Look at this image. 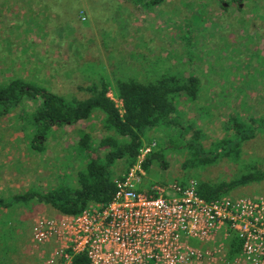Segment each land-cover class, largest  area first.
<instances>
[{"label":"rangeland","instance_id":"374dc122","mask_svg":"<svg viewBox=\"0 0 264 264\" xmlns=\"http://www.w3.org/2000/svg\"><path fill=\"white\" fill-rule=\"evenodd\" d=\"M191 74L200 80L198 97L191 102L180 95L178 127L146 134L144 146L154 143L152 151L159 150L163 159L151 161L140 190L182 179L219 182L249 170L264 172L261 132L243 144L239 164L222 159L182 168L194 132L208 150L230 135V116L264 118V0H166L151 8L135 0H0V85L20 78L82 100L89 96L83 89L103 79L120 105L112 90L118 81L151 83L163 75ZM37 107L23 102L0 118V198L75 186L86 161L73 149L80 130L91 136L93 149L111 134L97 112L74 126L55 128L43 142L45 152L37 153L26 122ZM125 169V161L117 162L114 176ZM228 197L264 198V181ZM40 214L55 210L38 200L0 209V264H43L30 243L33 219Z\"/></svg>","mask_w":264,"mask_h":264},{"label":"trees","instance_id":"16d2710c","mask_svg":"<svg viewBox=\"0 0 264 264\" xmlns=\"http://www.w3.org/2000/svg\"><path fill=\"white\" fill-rule=\"evenodd\" d=\"M144 7H155L166 0H135ZM234 1V0H233ZM230 2H227L229 6ZM225 9L224 5H221ZM200 80L194 75L187 78L176 75H163L155 82L118 81L113 95L122 103L120 108L108 94L111 90L108 81L100 79L99 85L87 86L83 91L89 96L79 100L66 99L45 87L16 78L0 85V118L16 109L23 102L31 101L38 107L27 114V125L31 137L30 147L37 153L45 152L43 144L54 131L62 126H74L89 120L94 113L103 114L102 128L111 132L102 138L98 147L93 149L92 138L80 130V136L73 149L85 159L84 167L76 173V185L62 184L39 192L29 190L10 198H0V209H11L16 204H26L32 200L49 205L55 213L77 215L92 203H109L116 191V182L121 180L128 168L132 166L144 146L148 131L158 127H178V98L184 95L191 102L196 101ZM226 130L230 135L211 144L204 150L198 132H194L187 140L190 157L182 164V168L207 167L226 159L234 164L241 162L242 146L253 140L257 133H264V118L256 117L243 120L233 115L227 121ZM27 131V130H26ZM182 135V130H180ZM105 150L103 156H96L97 151ZM95 155V156H94ZM159 150L151 151L145 159L144 170L152 160L161 161ZM119 161H125L124 174L114 176L113 167ZM264 181V172L249 170L229 181L208 182L196 181L197 195L211 202L230 195L240 187ZM185 186L187 181L181 180ZM230 256L240 250L237 237L232 234L228 240ZM70 264H88L85 256H74Z\"/></svg>","mask_w":264,"mask_h":264},{"label":"built area","instance_id":"2783aa9c","mask_svg":"<svg viewBox=\"0 0 264 264\" xmlns=\"http://www.w3.org/2000/svg\"><path fill=\"white\" fill-rule=\"evenodd\" d=\"M154 146L140 149L109 203L33 219L30 243L43 264H70L77 255L88 264H264V198L207 202L194 180L140 190ZM232 234L240 244L234 256Z\"/></svg>","mask_w":264,"mask_h":264},{"label":"crops","instance_id":"0c3cea01","mask_svg":"<svg viewBox=\"0 0 264 264\" xmlns=\"http://www.w3.org/2000/svg\"><path fill=\"white\" fill-rule=\"evenodd\" d=\"M32 226V225H31Z\"/></svg>","mask_w":264,"mask_h":264}]
</instances>
